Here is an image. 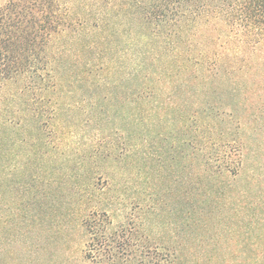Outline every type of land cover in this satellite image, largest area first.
<instances>
[{
  "label": "rangeland",
  "instance_id": "1",
  "mask_svg": "<svg viewBox=\"0 0 264 264\" xmlns=\"http://www.w3.org/2000/svg\"><path fill=\"white\" fill-rule=\"evenodd\" d=\"M80 1L74 2V6L81 16L90 18L88 28L92 32L80 34L72 30L64 40L55 42L56 48L68 50L61 61L69 67L77 66L71 76H66V86L52 87L45 76L39 77L40 70L0 82V264L30 263L32 257H42L46 264H51V260L58 264H82L80 259L92 236L75 213L97 204L108 210L114 226L132 228V245L126 251L134 264L140 254L141 235L153 244L174 249L171 264H223V256L235 249L231 252L230 246L219 247L209 257L208 246L200 245L202 241L211 244L212 239H217L214 231H220L215 227L217 218L215 223L205 213L213 208L212 198L219 194L227 199L231 196V201L238 204L233 209L237 214L233 216L231 212L226 218L232 217V222L242 225L241 241L264 240V213L253 220L251 210L240 198L252 186L254 193L264 194L263 120V126L260 119L248 124L247 129L218 125L213 131L210 126H202L207 120L198 101L202 103L206 98L200 94L194 98L180 97L181 102L188 104L183 112L166 110V115L159 111L157 115L174 120L170 134L163 131L167 126H150L140 120L138 126H127L125 114L142 113L145 107L138 94L142 85L139 50L149 28L140 24L137 16L130 15L124 0L107 4L102 0ZM103 16L104 26L94 28L95 20H102ZM106 61L110 65L105 71L101 67ZM128 63L132 65L125 72ZM130 70L133 75H129ZM224 81L210 82L205 91L221 94L219 83L226 87ZM191 100L196 104L191 105ZM255 100L264 102V96ZM234 102L238 104V97ZM192 114L198 118L197 123L191 120ZM228 128L231 138L237 141L235 145H242L240 159L244 171L212 183L211 196L193 205L204 211L193 215L185 191L188 167L192 166L189 138L196 129L198 148L206 151L211 146L209 138L220 136ZM216 151L220 152L218 148ZM200 160L205 158L196 160L198 166ZM46 165L56 168L55 171L46 176L34 171ZM157 169L162 172L158 177L153 173ZM92 176L100 190L86 185ZM21 199L22 209L16 210ZM21 218L24 232L18 229L17 220ZM63 224L69 227L63 228ZM32 241L43 249H30ZM248 252L243 256L251 264ZM98 253L95 249L91 254ZM230 260L235 263L232 256Z\"/></svg>",
  "mask_w": 264,
  "mask_h": 264
},
{
  "label": "trees",
  "instance_id": "2",
  "mask_svg": "<svg viewBox=\"0 0 264 264\" xmlns=\"http://www.w3.org/2000/svg\"><path fill=\"white\" fill-rule=\"evenodd\" d=\"M77 1L0 0V82L21 77L26 73L36 74L40 70L39 77L45 76L52 87L66 86V76L76 70L77 66L69 67L61 61L68 50L64 46L56 48L55 42L64 40L72 30L80 34L92 32L88 28L90 18L81 16L82 13L74 6ZM102 1L107 4L112 0ZM127 2L130 15L137 16L140 24L149 28V33L145 35L146 40L139 50L142 85L138 88V94L145 107L142 113L125 114L127 126H138L140 120L150 126H167L163 131L170 134L174 130L171 127L174 126V120L166 116V110L183 112L188 104L181 102L180 97L194 98L200 94H205L206 100H202V103L198 101V108L209 121H205L206 125L202 126H210L213 131L218 125L243 126V129H247L250 123L260 119L264 122V102L255 100L264 96V0H124L125 4ZM105 17L102 20L97 18L94 28L100 24L104 26ZM50 57L52 58L48 60ZM108 65V62L104 63L101 68L106 71ZM131 65L126 64L125 70ZM128 72L133 75L131 70ZM216 79H225L226 87L222 86L225 83H219L221 94L209 91L210 95L205 89ZM237 97L238 104L234 102ZM190 104L195 105L196 102L191 100ZM238 110L240 111L237 112ZM159 111L166 112V115H157ZM191 116V120L197 123L196 115ZM229 129L216 138H209L211 146L205 148L206 151L198 148V134H194L196 129L189 138L192 148L188 156L192 157V166L188 167L185 191L188 194L186 202L193 215L194 212L199 214L204 211L202 208H194L193 205H198L204 197L211 196L212 183L225 181L228 174L235 177L244 171V162L240 159L242 145H235L237 141L231 138ZM219 139L222 145L220 141L216 143ZM243 147L245 148V144ZM217 148L220 152L214 153ZM202 156L205 160H200L202 163L198 166L196 160ZM158 164L161 163L158 161ZM135 168L142 169L138 166ZM55 169L46 165L35 168L34 171L46 176ZM153 173H157V177L162 174L158 169ZM86 185L100 190L94 176L87 180ZM253 188L255 189L252 186L240 198L243 199L245 207L251 210L250 217L255 220L259 214L264 213V194L262 196V193H254ZM230 197L227 199L219 194V197L215 195L212 198L215 205L205 213L215 223L214 219L217 218L215 227H219L220 231H214L217 239H212L211 244H202V241L201 248L208 246L209 257L219 247L222 249L224 246L225 249L230 246L231 252L235 249L234 253L223 256V264H247L243 256L246 250H249L251 264H264V240L248 239V243H244L246 239L241 241L240 237V222H232V217L226 218L231 212L233 216L237 214L233 209L238 204L232 202ZM23 201L21 199L17 202L16 210L19 207L22 209ZM75 214L80 224L92 236L80 263L134 264L132 257H129L131 254L126 251L132 245L129 243L133 234L132 228L127 230L124 225L114 226L108 210L98 204L78 209ZM20 215L22 217L21 213ZM17 221L19 231L24 232L23 218ZM194 222L197 223L196 218ZM62 227L69 226L63 224ZM59 232H63L61 228ZM141 238L137 264H171L174 261V249L153 244L147 236L141 235ZM234 243L237 245L232 248ZM42 247L32 241L30 249H43ZM95 249L99 250L98 255L91 254ZM231 256L235 263L230 260ZM43 260L42 257H32L30 263H24L46 264ZM66 260H69L68 256ZM55 261L51 260V264H58Z\"/></svg>",
  "mask_w": 264,
  "mask_h": 264
}]
</instances>
